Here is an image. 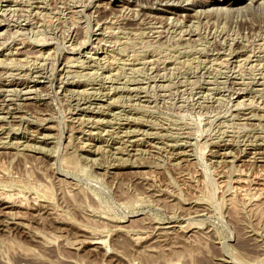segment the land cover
Returning a JSON list of instances; mask_svg holds the SVG:
<instances>
[{"label": "rangeland", "instance_id": "obj_1", "mask_svg": "<svg viewBox=\"0 0 264 264\" xmlns=\"http://www.w3.org/2000/svg\"><path fill=\"white\" fill-rule=\"evenodd\" d=\"M0 264H264V0H0Z\"/></svg>", "mask_w": 264, "mask_h": 264}, {"label": "bare ground", "instance_id": "obj_2", "mask_svg": "<svg viewBox=\"0 0 264 264\" xmlns=\"http://www.w3.org/2000/svg\"><path fill=\"white\" fill-rule=\"evenodd\" d=\"M250 1V0H249ZM258 5V4H257ZM246 183V182H245ZM9 199V198H8Z\"/></svg>", "mask_w": 264, "mask_h": 264}]
</instances>
